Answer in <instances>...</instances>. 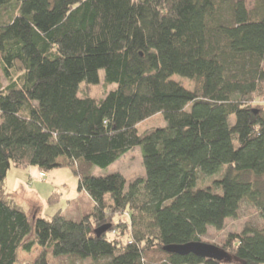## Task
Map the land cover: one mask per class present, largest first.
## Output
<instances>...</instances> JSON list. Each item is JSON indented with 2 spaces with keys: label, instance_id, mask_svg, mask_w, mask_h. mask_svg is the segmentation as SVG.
Masks as SVG:
<instances>
[{
  "label": "trees",
  "instance_id": "obj_1",
  "mask_svg": "<svg viewBox=\"0 0 264 264\" xmlns=\"http://www.w3.org/2000/svg\"><path fill=\"white\" fill-rule=\"evenodd\" d=\"M0 70V192L12 167L67 165L83 194L31 220L0 194V264L34 245L32 264H264V220L229 234L220 260L164 250L222 230L242 202L264 214L246 177L264 176V0H0ZM99 70L115 87L80 95ZM136 146L144 175L128 184L88 172Z\"/></svg>",
  "mask_w": 264,
  "mask_h": 264
},
{
  "label": "rangeland",
  "instance_id": "obj_2",
  "mask_svg": "<svg viewBox=\"0 0 264 264\" xmlns=\"http://www.w3.org/2000/svg\"><path fill=\"white\" fill-rule=\"evenodd\" d=\"M243 1L248 9L252 8L255 3V0ZM98 74L99 82L97 84H87L84 82L80 84V95L86 94L94 98H101L107 91L115 87L114 84H104L103 70H99ZM14 75L15 74H13V76ZM174 76L186 86H191V83L188 80L177 75ZM6 84L7 80L4 78L0 70V87ZM253 102L255 104L263 105L264 107V96L262 95L261 97L254 98ZM164 124L162 115L160 113L155 114L138 124V132L139 134H142L147 129L156 126H163ZM61 161L63 160L61 159ZM87 170L93 175H106L112 172H120L125 177L126 183L128 184V182L134 178L144 175L141 148L140 146H136L105 168L91 165ZM33 171L38 173L37 170ZM29 176V168H10L3 185V192H0V194H6V196L15 199L17 203L24 208L30 220L33 215L49 217L57 212V210H62V212L66 211L68 208L67 205H69L68 200L74 198L75 192L77 191L78 177L75 175L71 167L62 165L50 172H46V176L43 179H41V177L39 178L36 174L32 179H30ZM246 177L252 180L258 189L264 192V176L256 178L249 175ZM211 179L212 177L199 174L198 184L199 186H205L210 183ZM4 187L8 189L5 190ZM36 189L39 191V202L34 204L32 203L33 197L30 196L29 200L27 196L30 190L36 191ZM14 190H20V193L13 192ZM51 197H53L52 199H54V197L56 198L51 201ZM83 202L87 203L88 199L87 201L83 200ZM263 220L264 214L261 209H258L247 202H242L237 216L235 218L226 219L222 230L217 231L213 228H209L206 234L202 236V242L214 244L220 249L224 248L223 245L227 241L229 234L239 233L245 226H260ZM32 237L33 234L30 233L24 240H29ZM40 253L41 249L37 245H34L29 252L23 251L19 248L17 251L16 264H32L37 260ZM48 261L49 264H91V261L88 259L77 261L71 257H54L52 255H48Z\"/></svg>",
  "mask_w": 264,
  "mask_h": 264
},
{
  "label": "water",
  "instance_id": "obj_3",
  "mask_svg": "<svg viewBox=\"0 0 264 264\" xmlns=\"http://www.w3.org/2000/svg\"><path fill=\"white\" fill-rule=\"evenodd\" d=\"M107 226L99 227L97 234L106 230ZM164 250L170 253H177L184 255L187 253H193L200 257H206L209 259L220 260L224 257V253L214 244H210L202 241L188 242L184 244H172L164 247Z\"/></svg>",
  "mask_w": 264,
  "mask_h": 264
},
{
  "label": "crops",
  "instance_id": "obj_4",
  "mask_svg": "<svg viewBox=\"0 0 264 264\" xmlns=\"http://www.w3.org/2000/svg\"><path fill=\"white\" fill-rule=\"evenodd\" d=\"M29 168V173H30V179H32V177H34V175L36 174L37 176H38V173H35V171H33V170H36L34 167H28ZM27 168V169H28ZM28 186V185H27ZM4 189L5 190H7L8 188H6V187H4ZM13 192H19L20 193V190H14ZM23 193H25V192H23ZM22 194V193H21ZM83 194H82V192H78V191H76L75 192V197L74 198H72V199H70V200H68L69 202H71V201H74L75 199H77V198H79L80 196H82ZM30 196H32L33 197V199H32V203H34V204H37L38 202H39V191L36 189V191H32V190H30L29 191V193H28V196H27V198H29ZM15 197V196H14ZM29 200H30V198H29ZM16 201V200H15ZM17 202V201H16ZM38 207V206H37ZM67 207H68V205H67ZM34 214H35V211H34Z\"/></svg>",
  "mask_w": 264,
  "mask_h": 264
},
{
  "label": "built area",
  "instance_id": "obj_5",
  "mask_svg": "<svg viewBox=\"0 0 264 264\" xmlns=\"http://www.w3.org/2000/svg\"><path fill=\"white\" fill-rule=\"evenodd\" d=\"M45 176H46L45 173H43V172H40V173H39V177L44 178Z\"/></svg>",
  "mask_w": 264,
  "mask_h": 264
}]
</instances>
